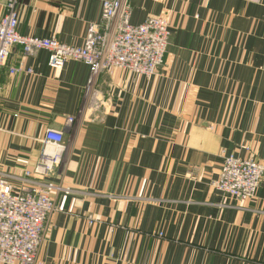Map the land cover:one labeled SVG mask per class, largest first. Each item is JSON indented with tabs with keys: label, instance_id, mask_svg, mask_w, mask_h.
<instances>
[{
	"label": "crops",
	"instance_id": "obj_1",
	"mask_svg": "<svg viewBox=\"0 0 264 264\" xmlns=\"http://www.w3.org/2000/svg\"><path fill=\"white\" fill-rule=\"evenodd\" d=\"M7 0H0V17ZM103 0H17V31L80 46ZM167 20L151 76L14 45L0 68V176L15 187L61 130L38 259L56 264H264V178L240 201L212 185L226 155L264 164V0H130ZM25 67L32 73H9ZM74 117L67 126L66 119ZM45 147V148H44Z\"/></svg>",
	"mask_w": 264,
	"mask_h": 264
},
{
	"label": "built area",
	"instance_id": "obj_2",
	"mask_svg": "<svg viewBox=\"0 0 264 264\" xmlns=\"http://www.w3.org/2000/svg\"><path fill=\"white\" fill-rule=\"evenodd\" d=\"M130 0H103L100 19L87 27L80 46H72L56 37H35L17 31V0H7L0 17V68L7 65L11 48L20 45L24 57L40 49L49 52L48 65L59 71L68 60L90 66L93 78L101 71L120 68L131 73L151 76L163 64L169 42L167 20L162 16H147L138 25L130 22ZM32 73V69L10 67L9 73ZM74 121L70 116L67 126ZM61 130L47 129L43 136L46 148L31 169H24L22 183L15 187L6 175L0 176V264H49L38 259L50 215L56 210L53 192L58 185L43 182L54 166L63 160L66 150ZM264 178V164L251 158L226 155L217 179L212 185L237 200L256 195ZM56 264V263H50Z\"/></svg>",
	"mask_w": 264,
	"mask_h": 264
}]
</instances>
